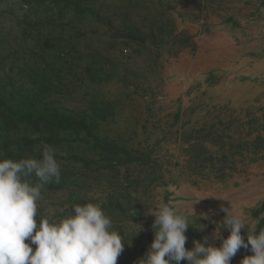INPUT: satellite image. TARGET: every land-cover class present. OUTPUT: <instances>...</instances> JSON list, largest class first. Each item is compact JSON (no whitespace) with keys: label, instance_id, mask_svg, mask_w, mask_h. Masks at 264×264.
<instances>
[{"label":"rangeland","instance_id":"1","mask_svg":"<svg viewBox=\"0 0 264 264\" xmlns=\"http://www.w3.org/2000/svg\"><path fill=\"white\" fill-rule=\"evenodd\" d=\"M202 2L212 0H85L88 11L63 22L44 6L35 13L18 0L0 2V80L8 74L38 88L31 68L41 67L52 83L47 99L92 124L90 135L64 133L53 147L65 184L45 186L36 218L59 220L72 205L98 204L123 238L117 264L145 256L154 239L146 211L161 199L188 217V250L205 236L221 245L212 234L226 215L222 207L242 211L249 234L255 229L258 205L237 202L248 182L232 179L264 154L257 141L264 139L263 108L253 102L243 111L209 91L220 82L228 87L229 71L209 66L218 58L211 34L226 32L228 20L198 11ZM198 201L204 212L191 211ZM229 234L221 227L222 238ZM250 255L249 246L230 264Z\"/></svg>","mask_w":264,"mask_h":264},{"label":"clouds","instance_id":"2","mask_svg":"<svg viewBox=\"0 0 264 264\" xmlns=\"http://www.w3.org/2000/svg\"><path fill=\"white\" fill-rule=\"evenodd\" d=\"M41 148L40 159H0V264H117L124 250L123 238L98 204H75L61 219L46 217L37 223L45 186L61 180L56 150L47 144ZM221 211L226 215L212 234L221 239V245L208 244L205 236L203 243L194 240V247L188 250V217L163 199L153 204L146 214L154 217V239L137 264H180L181 260L187 264H230L241 247L249 246L253 255L244 257L241 264H264V230L250 235L242 211L232 207ZM245 225L249 226L247 241L241 235ZM221 227L230 232L227 238L221 237Z\"/></svg>","mask_w":264,"mask_h":264},{"label":"trees","instance_id":"3","mask_svg":"<svg viewBox=\"0 0 264 264\" xmlns=\"http://www.w3.org/2000/svg\"><path fill=\"white\" fill-rule=\"evenodd\" d=\"M5 0H0V2ZM22 6H26L31 12H38L40 6L44 10H51L56 19L63 22L74 16H82L88 11L84 5L85 0H18ZM39 13V12H38ZM129 34L140 36V33L128 28ZM137 38V37H136ZM39 69V70H38ZM37 70L31 68L35 86H27L23 83L16 84L8 74L0 80V159H12L18 161L23 158H42L43 144L56 147L65 140L64 133H81L90 135V119L82 111H75L61 105L55 104L47 97L51 93L52 83L45 75V71L39 67ZM95 113L101 117L97 110ZM89 119V120H88ZM257 141L264 142L258 137ZM117 151V150H116ZM35 180V177H33ZM65 182L59 184L52 182L48 187L58 188L64 186ZM264 211V201L260 203L252 214L258 217L253 234L264 230V215L258 216ZM39 223V218L37 219ZM230 235V234H229ZM241 235L247 241V235ZM26 243L30 241L26 240ZM35 250V245H32ZM246 250L241 247L239 252Z\"/></svg>","mask_w":264,"mask_h":264},{"label":"crops","instance_id":"4","mask_svg":"<svg viewBox=\"0 0 264 264\" xmlns=\"http://www.w3.org/2000/svg\"><path fill=\"white\" fill-rule=\"evenodd\" d=\"M220 6H224L227 12L219 9L218 0H212L211 4L206 6L203 2L197 5L198 11L206 12L216 20V23L221 22L219 14L228 20L227 31L214 30L211 34L214 40L209 44L213 56L218 55L209 66L229 71V76L223 83L228 87L222 90L220 82L210 87L209 91L216 93L217 102H227L229 106L241 107L243 111L248 110L253 102H258L263 108L260 110L262 116L264 114V0H224ZM225 54L227 58L223 61L222 55ZM244 165L246 167L244 171L235 174L232 179L248 182L243 187V194L237 202L241 205H258L257 209L264 201V154L259 153L254 161ZM191 208L192 212L201 213L205 211L207 204L198 201ZM262 215L264 211L259 213V217ZM240 262L241 260L236 264Z\"/></svg>","mask_w":264,"mask_h":264},{"label":"bare ground","instance_id":"5","mask_svg":"<svg viewBox=\"0 0 264 264\" xmlns=\"http://www.w3.org/2000/svg\"><path fill=\"white\" fill-rule=\"evenodd\" d=\"M209 63V62H208Z\"/></svg>","mask_w":264,"mask_h":264}]
</instances>
